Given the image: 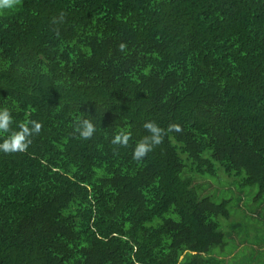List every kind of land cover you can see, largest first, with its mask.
I'll return each instance as SVG.
<instances>
[{
  "label": "trees",
  "instance_id": "1",
  "mask_svg": "<svg viewBox=\"0 0 264 264\" xmlns=\"http://www.w3.org/2000/svg\"><path fill=\"white\" fill-rule=\"evenodd\" d=\"M0 105L41 124L0 151V264H228L227 200L200 191L264 195V0H16ZM145 120L164 137L135 159Z\"/></svg>",
  "mask_w": 264,
  "mask_h": 264
},
{
  "label": "rangeland",
  "instance_id": "2",
  "mask_svg": "<svg viewBox=\"0 0 264 264\" xmlns=\"http://www.w3.org/2000/svg\"><path fill=\"white\" fill-rule=\"evenodd\" d=\"M205 178L211 183L203 185L200 194H211L215 201L226 199L230 210V217H218L224 232L225 261L228 264H259L264 255V195L256 198L258 188L255 185L239 187L227 176L218 174ZM237 223L233 236L231 225Z\"/></svg>",
  "mask_w": 264,
  "mask_h": 264
},
{
  "label": "clouds",
  "instance_id": "3",
  "mask_svg": "<svg viewBox=\"0 0 264 264\" xmlns=\"http://www.w3.org/2000/svg\"><path fill=\"white\" fill-rule=\"evenodd\" d=\"M16 0H0V10L14 7ZM61 20L64 18L63 12L60 13ZM12 115L10 109L0 105V151L3 152H23L32 142V137L40 132L41 124L39 121L30 120L21 123L17 128H11ZM143 128L147 130L146 135L142 136L133 148V158L140 159L145 156L153 147L161 142L164 137V129L153 120H145ZM169 129L180 131L177 123L169 124ZM75 130L81 137H90L95 131V125L89 118H82L75 126ZM129 133L120 132L113 137L114 144H127Z\"/></svg>",
  "mask_w": 264,
  "mask_h": 264
}]
</instances>
